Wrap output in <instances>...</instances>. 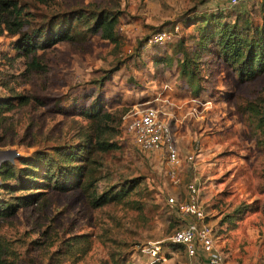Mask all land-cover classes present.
<instances>
[{
    "label": "rangeland",
    "instance_id": "rangeland-1",
    "mask_svg": "<svg viewBox=\"0 0 264 264\" xmlns=\"http://www.w3.org/2000/svg\"><path fill=\"white\" fill-rule=\"evenodd\" d=\"M17 2L30 28L46 27L54 15L59 18L80 7L118 10L122 44L115 46L99 36L83 45L59 43L45 50L49 68L40 74L28 70L31 56L16 52L13 43L17 36L6 30L5 24L0 26V73L17 77L18 85L11 83L15 93L32 94L44 103L30 100L8 113L13 126L7 131L0 129V158L8 160V155L1 152L9 150L32 158L39 152L53 155L54 147L73 142L75 122H85L61 112L70 115L74 97L93 93L106 101L108 108L127 109V113L154 108L169 127L178 162L171 163L162 151L140 150L121 125L116 138L119 148L96 158L95 186L99 194L130 191L116 205L97 210L90 208L74 182L68 180L67 190H60L53 188V179L42 178L44 173L57 174L60 165L52 171L38 166L35 182L48 187L45 194L37 204L20 208L12 217L0 218V234L12 251L9 261L202 264L199 257H190L183 248L169 245L174 231L193 219L183 221L167 199L185 201L187 186L194 183L217 249L226 261L243 262L248 256L264 264V149L256 145L257 135L246 110L255 101L264 108V75L239 81L233 69L213 54L215 48L210 45L195 61L200 82V90L195 92L179 76L183 57L174 53V44L180 38L186 47L196 49L190 36L196 33L194 22L202 13H252L264 0H236L235 4L231 0ZM182 16L186 17L184 21ZM253 17L258 21L256 15ZM175 26L179 32L174 42L148 44L153 35ZM116 66L118 70H113ZM103 76L106 80L100 85ZM7 94L8 90L0 88V95ZM15 166L19 167L18 162ZM29 181L31 178L19 174L7 182L17 188L20 182L29 185ZM24 193L0 190V199ZM155 247L159 252L153 254Z\"/></svg>",
    "mask_w": 264,
    "mask_h": 264
},
{
    "label": "trees",
    "instance_id": "trees-1",
    "mask_svg": "<svg viewBox=\"0 0 264 264\" xmlns=\"http://www.w3.org/2000/svg\"><path fill=\"white\" fill-rule=\"evenodd\" d=\"M258 7L259 9L252 13L236 10L226 14L222 11L204 12L196 17L194 22L196 33L190 36L196 49L186 47L183 38L174 44V53L181 54L183 57L179 76L187 81L192 90L195 92L200 90L198 67L195 61L199 53L210 45L215 48L213 54L219 56L227 66L233 69L239 81L248 82L264 75V4L260 3ZM4 14L7 17L3 16ZM120 15V11H114L111 8L86 6L63 13L59 18L54 15L46 27L30 28L17 0H0V26L5 24L6 30L13 36H17L13 43V49L16 52L31 56L28 70L40 74L47 72L49 68L45 50L59 43L83 45L90 43L93 36H99L115 46L122 44V36L118 32ZM254 15L257 16L258 21H254ZM63 18L68 20L63 21ZM185 18L182 16L180 19L185 20ZM228 18H232V21H227ZM156 45L153 44V46ZM118 68L116 66L113 70ZM104 80H106L105 76L99 79L100 85ZM13 81L18 85L17 77L0 73V88L8 90L7 95H0V129L4 131L12 129L13 125L10 123L11 118L8 113L16 106L26 104L30 100L44 105L32 94L15 93L11 86ZM72 104L75 106L72 107L70 115L65 111L61 113L81 118L85 122H75L76 133L73 142L54 147L53 155L40 152L37 154L38 151H35L37 155L33 158L30 157L31 155H19L14 159L19 167L9 160L0 163V190H5L6 193L16 190L26 191L21 195H10L7 200L0 199V218L12 217L20 208L37 204L41 196L45 194V189L48 187L35 182L39 178L38 166L52 171L54 167L60 165V168H57L59 169L57 174L48 176V173H44L42 178L53 179V188L60 190H67L68 182H74L73 184L78 185L85 195L90 208L94 210L116 205L129 193L130 188L99 194L95 186L98 164L96 158L99 154L119 148L116 138L121 133L123 118L128 110L108 108L106 101L95 98L93 93L77 95L72 99ZM246 110L249 113L254 134L257 135L256 145L264 149V108L255 101L249 103ZM19 174L31 178L29 185L20 182L19 187L15 188L7 182ZM169 245L173 249L183 248L176 243L170 242ZM11 254L8 241L0 234V264H12L9 261ZM40 264L44 263L40 262ZM46 264H58V261L50 260Z\"/></svg>",
    "mask_w": 264,
    "mask_h": 264
},
{
    "label": "built area",
    "instance_id": "built-area-1",
    "mask_svg": "<svg viewBox=\"0 0 264 264\" xmlns=\"http://www.w3.org/2000/svg\"><path fill=\"white\" fill-rule=\"evenodd\" d=\"M231 3L235 4L236 0H231ZM178 32V26L161 30L148 40V44L174 42ZM122 127L140 150L162 151L171 163L178 162V149L170 139L169 127L160 120L154 108L128 112L123 118ZM191 158L190 156L189 159ZM187 188L188 196L185 201H176L172 197L167 199L168 204L176 208L183 221L186 218L193 219L184 221L183 226L174 231L170 242L182 245L190 257L204 258L208 264H224V254L217 249L213 228L206 221L205 211L200 204L199 188L194 183L189 184ZM152 252L156 254L159 248L155 247Z\"/></svg>",
    "mask_w": 264,
    "mask_h": 264
},
{
    "label": "crops",
    "instance_id": "crops-1",
    "mask_svg": "<svg viewBox=\"0 0 264 264\" xmlns=\"http://www.w3.org/2000/svg\"><path fill=\"white\" fill-rule=\"evenodd\" d=\"M249 247H246V250H248ZM257 259H254L251 261V258L248 257V256H245V259L243 260V262H240V260H238L237 262L235 263H230L229 261H226V256H225V259H224V264H258L256 262ZM200 261L202 262V264H208L207 260L204 259V258H201Z\"/></svg>",
    "mask_w": 264,
    "mask_h": 264
},
{
    "label": "water",
    "instance_id": "water-1",
    "mask_svg": "<svg viewBox=\"0 0 264 264\" xmlns=\"http://www.w3.org/2000/svg\"><path fill=\"white\" fill-rule=\"evenodd\" d=\"M2 154H4V155H8V157H9V161H11V162H14V159H15V157H18L20 154L19 153H17L16 151H14V150H9V151H5V152H1ZM5 156H1V158H0V161H3V160H5Z\"/></svg>",
    "mask_w": 264,
    "mask_h": 264
}]
</instances>
